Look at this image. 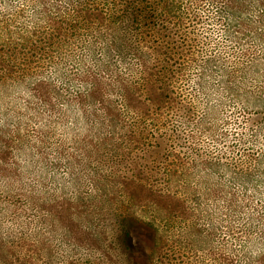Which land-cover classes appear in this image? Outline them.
Wrapping results in <instances>:
<instances>
[{
    "label": "rangeland",
    "instance_id": "rangeland-1",
    "mask_svg": "<svg viewBox=\"0 0 264 264\" xmlns=\"http://www.w3.org/2000/svg\"><path fill=\"white\" fill-rule=\"evenodd\" d=\"M69 1L0 0V46L51 27L66 45L35 55L34 75L0 48V264H264V0H158L167 29L145 41L124 13L87 27ZM115 28L131 45L114 54ZM139 45L148 63L167 49L173 64L164 111L140 119L121 89L143 84ZM46 78L58 109L95 83L116 121L88 114L91 99L78 119L49 113L32 97ZM160 137L169 180L149 156ZM116 211L143 229L130 221L127 235Z\"/></svg>",
    "mask_w": 264,
    "mask_h": 264
},
{
    "label": "trees",
    "instance_id": "trees-1",
    "mask_svg": "<svg viewBox=\"0 0 264 264\" xmlns=\"http://www.w3.org/2000/svg\"><path fill=\"white\" fill-rule=\"evenodd\" d=\"M72 1V0H70ZM71 5L73 3L71 2ZM84 5L79 6V8L82 10V18L87 23V27H91L93 23L96 24H104L106 21H112L115 22L121 19L122 13H124V16L126 17V24L127 28H133L135 27L136 30H141L142 33V41L146 39L147 35H151V33L156 34H163V31H166V27L160 25L158 21L164 20L161 13H159L158 10V0H82ZM116 10H120V12H117ZM122 10V12H121ZM123 16V18H124ZM60 22V21H57ZM74 27L79 28L81 26V23L79 20H73L69 23ZM55 26V25H53ZM137 26V27H136ZM74 31V29H66V31ZM75 30V31H76ZM59 29H56L55 27H51L50 30L44 34L43 37H39L38 41L35 40H29L28 38L23 41V43L19 46L10 44L7 47L1 44L0 48L5 49L8 52L9 61H16V58L18 57L21 62L25 61L28 64V69L31 72V75L33 74V70L30 69V66L34 65L36 62L35 55H44L46 54L48 56H52L53 53L60 49V47H65V43L62 40L64 38L63 32H58ZM112 39L108 42L106 47L108 48V53H120L127 51L129 48V45H131V34H129L128 38L122 39L120 35L118 34L117 28L111 32ZM98 42L101 44L100 37ZM147 47L149 48L148 51H141V45L138 46L136 49V59H138L139 63V69L140 73L142 74L141 79L143 80L142 86L137 88V90L134 89V93H131V90H126L123 83L121 84V89H123V99L127 103V106H129L133 110V115H135L138 119L142 117H150L154 115V113L161 114L164 111V102L168 99L169 92L165 88L167 84L169 83V73H173L172 69L170 68L172 64L171 55L170 52L166 50H159L157 52V55L161 54L163 55L160 58L155 59L154 63H148V60L144 55L140 52H148L152 53V49L157 48L156 45H153L151 43H146ZM56 47V48H54ZM105 47V48H106ZM92 49V47H90ZM102 48V47H101ZM32 49V50H30ZM103 50V49H99ZM59 51V50H58ZM98 52V50H97ZM18 53H21V57L18 55ZM103 53V51H102ZM13 54L15 56H13ZM141 54V55H139ZM150 55V54H149ZM151 56V55H150ZM2 61V60H1ZM8 61V62H9ZM3 62V61H2ZM4 63V62H3ZM5 64V63H4ZM6 65V64H5ZM12 65V64H11ZM12 68V67H11ZM34 75V74H33ZM69 80H77L80 83H83L87 81L86 76L84 77H69ZM119 80V79H118ZM33 82V81H32ZM41 84V87L39 86ZM93 88L87 89L83 95H78L75 99L70 101V99H66L62 105V107H59L60 103L56 101V97L54 94L56 93L55 87L52 86V81L48 78L46 79H39L38 81H35L34 87H32L33 93L32 97L36 104H40L46 111L49 113H54L57 111L61 114V116H73V118L78 119L81 116H84L86 114V105L88 104V101L91 99V103H94L95 111L93 109H89L88 114H91L94 117H98L101 115L102 118L106 119V121H109V118L116 121V116L118 115L116 113L113 114V112H108L106 109V102L105 98L98 99L96 95H94L96 86ZM89 91H91L89 93ZM125 91V93H124ZM89 93V94H88ZM134 94V97H133ZM142 95L143 98L140 97V99H137L135 95L139 96ZM140 95V96H141ZM63 98V97H61ZM59 99V98H58ZM132 101H135V103H132ZM138 102V103H137ZM97 105V106H96ZM99 107V108H97ZM27 109L31 111L25 116V118L30 119V115L33 114L37 116L36 111L32 106H27ZM15 111V110H14ZM11 109V113L9 117L11 118L12 115L15 113ZM99 111L100 113H96ZM73 114V115H71ZM87 114V115H88ZM97 122L96 120H94ZM113 121H109L113 123ZM52 121H48V124L50 125ZM68 123H70V120H67ZM75 120H73L69 128L74 124ZM53 123V122H52ZM44 130H41V132ZM49 132V130H46ZM161 141H157L156 145L158 148L163 149L162 153L159 155H153L152 153H149V156H153V159H155V164L158 166V171L161 172L160 178H163V180L168 179L169 175L171 174L170 169L168 168V164L166 163V159H168L170 152L168 151V139L165 137H160ZM32 147H34V144H32ZM37 148V147H36ZM164 162L166 165H164ZM161 164V165H160ZM161 166L163 168H161ZM156 179L155 177H153ZM146 180H148L146 178ZM134 198V197H133ZM116 218H118L120 221L119 227L121 229L125 230V233L130 236L131 234V225H128L131 223L130 221H136L137 228H142V224L138 222V220H130L127 215L124 212H117ZM129 221L128 223L124 225L121 221ZM134 227V226H133ZM143 229V228H142ZM152 242L154 239H151Z\"/></svg>",
    "mask_w": 264,
    "mask_h": 264
}]
</instances>
